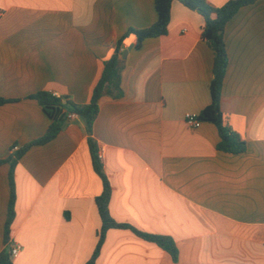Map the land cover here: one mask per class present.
<instances>
[{
  "label": "crops",
  "instance_id": "1",
  "mask_svg": "<svg viewBox=\"0 0 264 264\" xmlns=\"http://www.w3.org/2000/svg\"><path fill=\"white\" fill-rule=\"evenodd\" d=\"M221 7L230 0H206ZM158 19L154 0H0V160L41 138L52 120L40 91L88 104L104 62L130 28ZM204 18L178 1L165 36L124 40L123 97L104 96L94 124L112 187L110 213L139 231L171 237L178 261L130 230L106 234L96 264H264V0L226 24L221 111L246 152L218 151L210 122L214 52ZM123 58V57H122ZM82 118L32 146L15 169L14 264H87L101 228ZM10 165L0 166V254L6 248Z\"/></svg>",
  "mask_w": 264,
  "mask_h": 264
},
{
  "label": "trees",
  "instance_id": "2",
  "mask_svg": "<svg viewBox=\"0 0 264 264\" xmlns=\"http://www.w3.org/2000/svg\"><path fill=\"white\" fill-rule=\"evenodd\" d=\"M174 1H178L192 11L198 12L204 18L202 38L207 41L214 52L213 78L210 84L211 103L199 115L195 117L197 122L213 123L219 133L218 151L229 154H242L246 152L247 145L238 133L233 131L228 123V119L221 111L222 87L226 70L228 67V56L224 40L226 24L234 17L238 10L248 6L258 0H230L221 7H215L206 0H154L158 13L157 21L148 28H130L118 41L113 56L104 62V69L101 78L93 90L91 100L88 104H77L69 96H57L50 91H40L30 98L38 101L39 105L51 118L45 134L31 143L15 151L7 159L0 160V166L8 163L10 165L9 184L10 200L8 204L7 219L5 225L4 242L6 248L0 254V264H14L10 251L11 227L16 216V190H15V169L21 157L32 147L44 145L60 133L64 121L68 119V114L76 113L79 118H85V131L87 133V143L90 150L92 165L95 173L99 176L103 184V191L96 198V206L101 219V228L98 232V240L95 250L87 264H96L104 245L106 234L111 229L130 230L139 238L158 245L168 252L172 259L177 262L179 251L175 241L169 237L158 234H151L137 230L131 225L117 222L110 213V200L112 187L105 173L103 161L99 158L98 143L94 138V124L100 113V100L104 96L113 99L123 97L121 87L122 70L124 68L123 43L130 35L136 38V48H140L144 40L165 36L170 23L171 6ZM8 101L0 98V105Z\"/></svg>",
  "mask_w": 264,
  "mask_h": 264
},
{
  "label": "built area",
  "instance_id": "3",
  "mask_svg": "<svg viewBox=\"0 0 264 264\" xmlns=\"http://www.w3.org/2000/svg\"><path fill=\"white\" fill-rule=\"evenodd\" d=\"M78 118H79V116L76 113H70V114H68V119L69 120L78 119ZM187 120L192 125H196L198 123L196 121V119H195V116L188 115ZM14 150H18V147H15ZM98 156H99V158L101 160H103V151L102 150H99ZM10 251H11L12 257L13 258H17L19 256V254H20V246L13 245L10 248Z\"/></svg>",
  "mask_w": 264,
  "mask_h": 264
},
{
  "label": "water",
  "instance_id": "4",
  "mask_svg": "<svg viewBox=\"0 0 264 264\" xmlns=\"http://www.w3.org/2000/svg\"><path fill=\"white\" fill-rule=\"evenodd\" d=\"M133 49V45H131L125 52H124V54H123V59H125L126 57H127V55H128V52L130 51V50H132ZM82 120H83V122H84V124H86V119L85 118H82Z\"/></svg>",
  "mask_w": 264,
  "mask_h": 264
}]
</instances>
